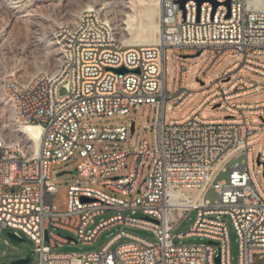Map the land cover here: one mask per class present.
Returning a JSON list of instances; mask_svg holds the SVG:
<instances>
[{"label":"built area","instance_id":"built-area-1","mask_svg":"<svg viewBox=\"0 0 264 264\" xmlns=\"http://www.w3.org/2000/svg\"><path fill=\"white\" fill-rule=\"evenodd\" d=\"M215 1L219 4L214 9L209 0L199 8L195 0H187L183 6L180 0H159L157 40L130 45H123L119 36L116 45H109L100 13L85 9L78 28L56 27L67 51L62 79L38 77L34 82L40 85V92L26 96L29 83L6 73V88L11 89L15 102L23 103L21 116H25L26 126L38 125L40 134L35 152L27 150V154L12 150L21 134L3 135L0 141V234L8 228L18 237L31 239L39 264H231L230 221L237 235V264H264V192L255 179L247 145L262 134V126L252 124L249 116L264 122V101L227 103L224 108L229 115L222 118L200 117L199 104L185 117L163 123L166 98L172 100L169 108L176 110L193 94L186 89L190 63L181 58L183 54L206 51L207 60L194 72L203 82L231 53L245 56L224 74L242 67L264 76V63L247 55L264 54V0H228V6L227 0ZM166 48L179 56L170 94L165 92ZM121 67L128 71H115ZM261 88L257 82L239 77L208 93L203 101L214 105ZM141 103L154 106L153 158L144 181L142 169L151 154L147 140L129 152L119 148L97 151L96 140L125 141L127 125L85 123L92 117L125 115ZM240 155L245 159L229 169L228 181L217 180ZM72 157L79 175L104 177L99 185L111 194L71 185L67 210L54 212L52 166ZM258 157L264 168V145ZM122 171V175L109 177ZM210 188L218 194L213 204L205 199ZM82 197L89 200L82 201ZM108 210L114 215L86 229L95 216ZM137 211L143 217L134 216ZM191 211L196 217L190 229L175 235L174 229ZM113 225L120 226L119 232L97 250H53L77 241L90 244L102 229ZM129 228L147 230L153 239L138 237ZM59 229L72 232L76 239L61 236L56 232ZM192 236L207 242H175ZM121 239L125 240L113 248Z\"/></svg>","mask_w":264,"mask_h":264},{"label":"rangeland","instance_id":"rangeland-1","mask_svg":"<svg viewBox=\"0 0 264 264\" xmlns=\"http://www.w3.org/2000/svg\"><path fill=\"white\" fill-rule=\"evenodd\" d=\"M132 2L130 9L119 4L118 0H0V112L4 111L2 105L3 84L6 79V73L19 75L25 78L31 74L38 72L52 71L56 66V53L52 44L49 43V31L54 26L61 22H69L73 19L75 14L88 8H100L109 10L114 15L115 31L119 36V40L123 44H138V43H152L156 41L157 35H152L146 23L141 26L142 20L147 18L148 10L145 7L136 5V0H125ZM49 2V3H48ZM105 3V4H103ZM15 4L20 13L25 14L26 18H12L8 7ZM136 7V8H135ZM139 10V11H138ZM146 10V11H145ZM128 11V12H127ZM131 12V13H130ZM135 12V13H134ZM146 14H143L145 13ZM126 13L135 14V19L128 24V17ZM138 13V14H137ZM150 13H148V17ZM140 15V16H139ZM70 17V18H69ZM143 17V18H142ZM142 19V20H140ZM156 21H159V13L155 15ZM125 22V23H124ZM137 23V24H136ZM140 27V28H136ZM155 40H154V39ZM158 38V37H157ZM129 41V42H128ZM249 57L256 61L264 63V54L251 55ZM165 65L167 68L165 74V92L172 93L174 84V64L175 60L179 58L172 48L165 49ZM244 54H227L225 55L212 69L210 74L201 84L194 72L201 68L208 58L206 51H202L199 56L192 58H185L184 61L190 63L187 69L185 85L186 89L193 94L180 108L172 110L169 106L172 104L170 98H166L164 103L163 123L167 124L169 120L181 119L185 117L208 93L227 87L230 82L236 78L242 77L250 81L257 82L262 86L257 92L235 98L230 101H222L219 107L213 108V105L206 104L199 111V116L202 118H222L229 114L224 106L231 102L243 103H257L264 101V76L249 71L245 68H237L230 73L224 74V70L230 67L233 63L244 59ZM229 78L228 81L224 79ZM63 93V90H60ZM154 119L153 104L141 103L132 108L131 111L125 115H111L92 117L85 121L87 125L92 126H122L127 125V138L125 141H110L101 140L94 141L95 150H112L121 149L129 152L132 148H137L143 140H147L151 150L145 166L142 169V181L146 179L149 166L153 158V136L151 126ZM249 120L252 124L262 126V134L248 141L247 145L250 148L253 159V172L256 181L259 183L264 192V174L263 165L256 163V158L264 145V122L255 115H250ZM134 122V132H130L129 124ZM245 159L244 155L234 158L228 165L227 171L219 174L217 180L228 181L229 169L235 164L240 163ZM130 157H128V162ZM76 159H71L55 164L52 166V182L56 186V191L52 196V205L54 212H64L68 207V189L71 185L89 186L100 189L108 194L111 192L99 185V182L104 178L102 176L84 177L76 171ZM66 171L62 175L59 172ZM122 172L111 173L109 177L122 175ZM145 183L143 182V188ZM118 197H120L117 194ZM205 199L210 203H214L218 199V194L214 188H210L205 196ZM114 211L108 210L104 214L97 215L93 218V223L88 225L86 229H92L101 220L108 219L114 215ZM134 216L143 217L140 211H137ZM196 214L191 211L180 221L173 233L179 234L188 231L195 220ZM120 226L113 225L104 228L97 235L94 242L90 244H82L77 241L74 244L66 243L56 246L53 250L61 253H84L94 251L104 245L108 239L119 232ZM128 232L141 237L146 240H152V234L141 228H129ZM227 231L229 237L231 264L238 263V242L235 229L230 221L227 222ZM11 230L5 228L0 234V264L9 263L15 259L29 256L30 261L27 264H39L38 254L35 252L36 245L34 242L21 235L23 241H17L9 236ZM63 237H70L76 239L74 234L68 230L59 229L56 231ZM5 240L8 243H5ZM121 239L113 245V248L123 242ZM182 243H201L207 242L203 237H185L182 239L176 238L175 242Z\"/></svg>","mask_w":264,"mask_h":264},{"label":"bare ground","instance_id":"bare-ground-1","mask_svg":"<svg viewBox=\"0 0 264 264\" xmlns=\"http://www.w3.org/2000/svg\"><path fill=\"white\" fill-rule=\"evenodd\" d=\"M118 2L123 7H126L128 9H130V5L132 4V2L127 3V1L125 0H118ZM135 3L138 6L145 7V9L148 10V13H150L149 17L147 13V18L145 17L144 20L140 19L142 20V22H140L141 26H143V24L146 23V26L150 29L151 34L157 35L160 30V23L158 20L156 21L155 15L159 13V7H160L159 0H136ZM16 7L17 6L15 4H11L8 7L12 18H18V17L26 18L27 16L25 14L20 13V11ZM92 9L100 13L101 18H103L104 23L106 24V37L108 40V44L116 45V37L118 36L117 35L118 31L117 32L115 31L116 23L114 20V15L108 9L103 10L104 9L103 5L98 9L96 8H92ZM130 13H126V18L127 17L129 18L128 19L129 25L130 23H132L130 21L135 19L134 16L135 14L133 13L130 14ZM143 14H146V12ZM84 15H85V9L76 13L74 18L70 19L69 22H61L56 26H54L52 29H50L49 44L50 45L52 44V46L54 47L57 58L56 66L52 71L38 72L26 76L25 78L13 74L16 81L18 82L26 81L27 83H29L26 84V96H35V93L40 92V85L37 82H34V79H38V77H42V76L54 77V79H62L65 76V67L67 64V51L64 50L61 38L59 37V35H57L56 27L59 26V27H67V28H78L79 18H84ZM130 26L132 28V25ZM136 28H140V27H136ZM157 37L158 36H156V39ZM1 99H2V105L4 107V111L0 112V141H3V135H12V133L21 134L22 139H18L17 143H12V150L17 151L18 154H27V150L28 152H35V141L37 142L39 138L40 127L38 125L26 126V118L25 116H21V114L23 113V103L15 102V99L11 96V89L6 88V79L4 80ZM7 116H8V125H5V119H7Z\"/></svg>","mask_w":264,"mask_h":264},{"label":"water","instance_id":"water-1","mask_svg":"<svg viewBox=\"0 0 264 264\" xmlns=\"http://www.w3.org/2000/svg\"><path fill=\"white\" fill-rule=\"evenodd\" d=\"M186 1H187V0H180V4H181V6H183L184 3H185ZM195 1H196V3H197V7L199 8V6H200L205 0H195ZM209 1H211V2L213 3V8H214V9H215V8L217 7V5L219 4V3H218L217 1H215V0H209ZM226 4H227V6L229 5V1H228V0L226 1ZM213 12H214V11H213ZM212 15H213V13H212ZM200 54H201V51H198V52H196L195 54H183V55H181V58H183V59H185V58H192V57L199 56ZM115 71H117V72H119V73H125V72H127L128 70L125 69V68H123V67H121V68L116 69ZM136 71H137V70H136ZM228 80H229V78L224 79V81H228ZM200 83L203 84L204 82L200 80ZM220 105H221L220 102H219V103H216V104L213 105V108H215V107H219ZM130 132H134V122H131V125H130ZM256 163H257L258 165L261 164V162H260L258 156H257V158H256ZM64 173H66V171H61V172L58 173V175H62V174H64ZM143 181H144V180H143ZM81 200H82V201H88L89 198H87V197H82ZM9 236H10L12 239H14V240H17V241H23V238L16 236L14 233H9ZM69 238H70V237H69ZM209 243H212V241H209ZM216 260H217V262H219V257H217ZM29 261H30L29 256H26V257H21V258L15 259V260H13V261H11V262H9V263H2V264H27Z\"/></svg>","mask_w":264,"mask_h":264},{"label":"crops","instance_id":"crops-1","mask_svg":"<svg viewBox=\"0 0 264 264\" xmlns=\"http://www.w3.org/2000/svg\"><path fill=\"white\" fill-rule=\"evenodd\" d=\"M226 69H227V68H226ZM226 69H225V70H226ZM225 70H224V71H225ZM205 105H206V103H205L204 101H202V102L200 103V106H201V107H203V106H205ZM193 109H194V108H193Z\"/></svg>","mask_w":264,"mask_h":264},{"label":"trees","instance_id":"trees-1","mask_svg":"<svg viewBox=\"0 0 264 264\" xmlns=\"http://www.w3.org/2000/svg\"><path fill=\"white\" fill-rule=\"evenodd\" d=\"M204 98H205V97H204ZM204 98H203V99H204ZM203 99H202V100H201L196 106H198V105L203 101ZM196 106H195V107H196ZM195 107H194V108H195Z\"/></svg>","mask_w":264,"mask_h":264}]
</instances>
